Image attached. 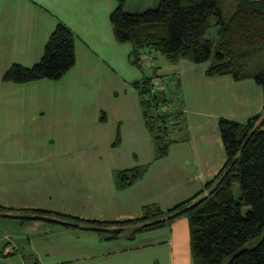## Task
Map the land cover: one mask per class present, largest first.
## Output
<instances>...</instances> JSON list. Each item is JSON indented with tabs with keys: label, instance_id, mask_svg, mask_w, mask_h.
<instances>
[{
	"label": "crops",
	"instance_id": "crops-1",
	"mask_svg": "<svg viewBox=\"0 0 264 264\" xmlns=\"http://www.w3.org/2000/svg\"><path fill=\"white\" fill-rule=\"evenodd\" d=\"M116 4L115 0H0L3 206L101 221L137 218L149 203L169 209L194 196L226 161L218 119L240 123L263 111L264 90L254 79L207 77L208 62L180 59L159 65L155 55L163 88L178 82L183 102L178 140L165 157L155 160L139 92L132 85L143 71L130 63L132 45L116 41L109 20ZM60 21L75 36L73 67L58 80H3L14 63L38 62ZM118 129L121 142L114 146ZM146 163L142 178L124 189L115 185V169ZM25 223L30 225L26 243L38 264H193L188 219L182 216L133 239L115 240H101L83 229ZM11 253L6 247L2 254Z\"/></svg>",
	"mask_w": 264,
	"mask_h": 264
},
{
	"label": "trees",
	"instance_id": "trees-1",
	"mask_svg": "<svg viewBox=\"0 0 264 264\" xmlns=\"http://www.w3.org/2000/svg\"><path fill=\"white\" fill-rule=\"evenodd\" d=\"M115 1L109 20L116 41L132 45L130 63L143 71L132 85L139 92L155 160L165 157L170 144L178 140L176 133L183 119L178 82L163 88L156 53L172 64L180 59L208 62L207 77L252 78L264 90V0H159L157 7L141 11L126 10L127 0ZM212 25L216 26L215 37L210 36ZM48 37L37 63H14L3 73V80L25 83L62 78L76 62L74 33L60 21ZM149 57L151 65L146 63ZM156 78L160 82L153 92ZM217 124L226 161L194 196L169 209L149 203L142 206L137 218L101 221L0 204V217L83 229L95 232L101 240H115L133 239L140 232L169 226L182 216L188 219L193 264H264V107L245 122L220 117ZM120 142L118 129L112 144ZM148 167L149 163L115 169V185L128 187L142 178Z\"/></svg>",
	"mask_w": 264,
	"mask_h": 264
},
{
	"label": "rangeland",
	"instance_id": "rangeland-1",
	"mask_svg": "<svg viewBox=\"0 0 264 264\" xmlns=\"http://www.w3.org/2000/svg\"><path fill=\"white\" fill-rule=\"evenodd\" d=\"M159 0H127L125 9L130 11H141L157 7ZM210 36H217L216 26L212 25ZM157 64L167 62L165 57L156 53ZM235 191L238 195V189ZM30 225L22 224L18 220L4 219L0 217V264H33L34 258L26 243V233ZM23 234V235H22ZM22 235V236H21ZM23 237V238H22ZM22 238V239H20ZM9 247L11 255H3L4 248ZM31 256V257H30Z\"/></svg>",
	"mask_w": 264,
	"mask_h": 264
},
{
	"label": "built area",
	"instance_id": "built-area-1",
	"mask_svg": "<svg viewBox=\"0 0 264 264\" xmlns=\"http://www.w3.org/2000/svg\"><path fill=\"white\" fill-rule=\"evenodd\" d=\"M146 63L148 65H151L152 64V61H151V57H149L147 60H146ZM160 82V79L156 78L154 81H153V88L151 91L155 92L154 89L156 88V85H158Z\"/></svg>",
	"mask_w": 264,
	"mask_h": 264
}]
</instances>
